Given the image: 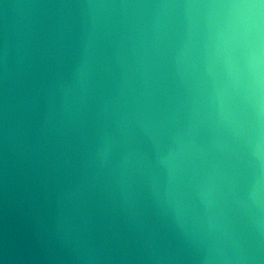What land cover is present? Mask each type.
<instances>
[{
	"label": "water",
	"instance_id": "1",
	"mask_svg": "<svg viewBox=\"0 0 264 264\" xmlns=\"http://www.w3.org/2000/svg\"><path fill=\"white\" fill-rule=\"evenodd\" d=\"M0 264H264V0H0Z\"/></svg>",
	"mask_w": 264,
	"mask_h": 264
}]
</instances>
